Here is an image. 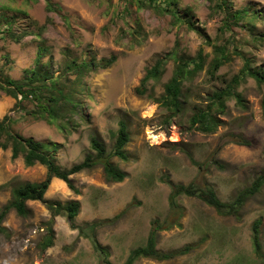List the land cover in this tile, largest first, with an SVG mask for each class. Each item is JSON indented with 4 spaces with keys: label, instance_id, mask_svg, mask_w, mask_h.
Segmentation results:
<instances>
[{
    "label": "rangeland",
    "instance_id": "rangeland-1",
    "mask_svg": "<svg viewBox=\"0 0 264 264\" xmlns=\"http://www.w3.org/2000/svg\"><path fill=\"white\" fill-rule=\"evenodd\" d=\"M177 1L174 15L164 9L163 0L156 2L160 8L148 3L140 7L135 0H0L3 75L27 77L42 52V70L78 102L74 110L60 105L58 120L49 122L37 114L36 102L23 100L18 107L15 97L0 90V120L11 114L17 117L16 132L57 143V162L64 168L95 155L92 137L103 141L111 154L121 120L130 131L125 147L128 160L110 155V161L127 173L122 182L108 181L102 164H97L71 175L79 193L59 178L52 180L46 192V199L56 203L80 202L74 223L84 226V233L72 228L66 215L52 216L45 203L29 200L27 215L12 210L3 223L0 264H125L131 250L146 245L155 220L161 224L158 251L186 246L190 250L165 260L141 257L134 264H264V186L248 199L237 218L221 215L202 199L185 194L176 198L179 209H172L167 182H195L231 202L264 173L263 83L245 77L227 98L226 111L219 115L222 122L214 132H203L191 121L211 103L214 91L226 87L241 71L245 59L254 68L264 64L260 37L264 0ZM244 9L247 13L241 21L224 28L228 11ZM214 44L226 47L229 60L211 79L208 70ZM200 48L207 54L205 64L184 82L188 102L183 113L176 115L162 103L164 85L177 64L174 60H169L160 80L149 81L146 94L136 92L157 58L173 49L179 57L190 58ZM113 54L117 60L106 69L76 66ZM236 136L250 143H236ZM46 172L39 163L27 166L23 156L13 159L11 149L0 146V209L10 200L14 185L41 181ZM128 204L116 221L102 222ZM256 220L261 221V256L253 246ZM93 223L95 228L88 227ZM50 236L54 244L43 248ZM95 240L104 252L96 248Z\"/></svg>",
    "mask_w": 264,
    "mask_h": 264
},
{
    "label": "trees",
    "instance_id": "trees-1",
    "mask_svg": "<svg viewBox=\"0 0 264 264\" xmlns=\"http://www.w3.org/2000/svg\"><path fill=\"white\" fill-rule=\"evenodd\" d=\"M138 6L142 7L147 3L157 8L156 2L158 0H135ZM166 3L164 9L171 11L176 15L178 6L177 0H163ZM225 5V1L223 2ZM51 6V4L49 3ZM247 10L238 12H227L226 23L224 28H231L233 22L237 23L244 18ZM191 28L196 29L194 22L189 21L188 24ZM197 30V29H196ZM207 44H212L210 39L206 36ZM264 40V34L260 35ZM215 56L211 62L208 73L211 79L216 78V72L220 67L229 60V55L225 46L213 45ZM207 54L204 49L200 48L194 57L184 58L177 55L176 49L168 52L165 56L156 59L155 63L149 67L145 76L141 80L140 85L136 88V92L144 95L147 92V84L149 81H158L165 73L166 65L169 60L177 62L173 75L164 85V94L162 96V103L174 114L178 115L183 113L188 102L187 94L184 90V82L191 80L194 75L203 69ZM42 52L38 53L36 60V67L29 71L30 75L23 79H14L8 75H3L0 69V90L8 95L17 99L16 106H21L23 100L34 101L38 104L37 114L40 118L47 119L49 122H56L58 120L57 109L60 105H68V109L74 110L78 107V102L71 96L70 93L58 86L57 80L49 75L47 70H42L41 66ZM117 60V55L113 54L109 58H101L99 60L83 61L81 64H76L80 69L93 68V69H106ZM77 63L76 61L73 62ZM245 77H252L258 83L264 84V64L259 67H252L249 59H245V63L241 71L232 78L226 87L215 90L211 96V103L205 109H199L192 117V124H197L199 130L203 132H214L221 124L222 120L219 115L226 111V100L228 97L233 96L234 89L238 86ZM48 95H46L47 93ZM19 95L21 98H19ZM237 102L242 104L243 100L239 95H236ZM17 121V117L6 114L0 120V146L4 149H11L12 158L16 159L23 156L24 163L27 166H33L37 163L46 167V177L41 181H23L12 187V196L10 200L0 209V232L5 230L3 225L7 215L10 211L15 210L19 215L25 216L29 213L27 201L37 200L45 203L51 211L52 216L66 215L72 228H78L80 234L84 233L85 227H78L75 223V217L80 211V202L72 200L66 204L53 202L46 199V192L52 184L54 178H59L66 182L68 187L79 193V189L75 186L71 179V175L79 173L85 169H90L97 164H102L103 171L108 181L122 182L127 173L113 164L110 161V155L118 156L123 160H128V155L125 147L130 141V131L128 124L125 120L119 122L118 134L115 140L114 148L111 154L107 153L106 146L103 141L97 137L91 138V149L96 152L95 155L88 154L81 162L72 165L69 168L62 167L57 162L55 154L58 144L54 142H43L33 137H25L13 129V124ZM236 143L248 145L250 142L240 136H236L233 140ZM219 168L223 169L224 164L219 160H213ZM171 186V194L169 197L171 208L174 210L179 209L176 203V198L179 195L185 194L188 196H196L206 202L208 205L213 206L221 215H233L239 218L240 211L248 201L249 198L257 194L264 186V173L255 178L252 184L240 190L231 202L222 201L217 195L216 191L210 187H202L195 182L188 185L176 184L167 179ZM128 204L120 213L113 218L104 219L102 222H114L120 218L127 210ZM96 223L88 225V227L95 228ZM260 226L261 221L256 220L253 223V246L258 256L262 255V243L260 239ZM161 228L158 220L152 224V229L149 232L147 243L145 246L137 247L131 250L125 264H134V262L141 257H152L160 260L170 259L180 254H185L190 250L189 246L171 252H160L157 249V233ZM51 235L53 230L51 229ZM96 248L104 252V247L94 241ZM54 244L53 237H48L43 248L50 247Z\"/></svg>",
    "mask_w": 264,
    "mask_h": 264
},
{
    "label": "bare ground",
    "instance_id": "bare-ground-1",
    "mask_svg": "<svg viewBox=\"0 0 264 264\" xmlns=\"http://www.w3.org/2000/svg\"><path fill=\"white\" fill-rule=\"evenodd\" d=\"M153 137H154V138H156V136H155V135H153Z\"/></svg>",
    "mask_w": 264,
    "mask_h": 264
}]
</instances>
